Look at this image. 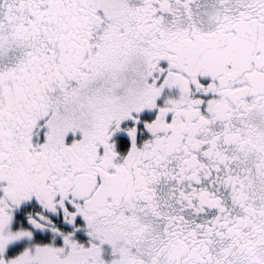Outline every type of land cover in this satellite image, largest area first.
<instances>
[{
  "label": "snow or ice",
  "instance_id": "snow-or-ice-1",
  "mask_svg": "<svg viewBox=\"0 0 264 264\" xmlns=\"http://www.w3.org/2000/svg\"><path fill=\"white\" fill-rule=\"evenodd\" d=\"M0 264H264V0H0Z\"/></svg>",
  "mask_w": 264,
  "mask_h": 264
}]
</instances>
